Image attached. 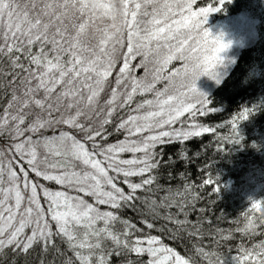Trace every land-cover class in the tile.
Returning a JSON list of instances; mask_svg holds the SVG:
<instances>
[{
  "label": "snow or ice",
  "instance_id": "obj_1",
  "mask_svg": "<svg viewBox=\"0 0 264 264\" xmlns=\"http://www.w3.org/2000/svg\"><path fill=\"white\" fill-rule=\"evenodd\" d=\"M195 4L196 0H27L21 9L17 0H0V56L10 60L13 82L19 77L15 69L27 74L20 79L23 86L20 95L13 90L11 100L0 115V134L14 133L11 138L20 142L9 151L21 159L27 157L26 162L37 177L95 199L93 204L79 195L43 188L45 211L37 191L43 186L30 181L22 166L21 179L13 168L15 156L7 159L4 151H0V254L10 246L23 253L36 243L44 248L55 247L53 237H58L67 243L78 264H110V257L125 250L147 253L151 257L148 264H190L172 248L156 246L160 245L156 236L130 240L135 225L121 220L114 211H102L99 206L120 209L139 199L135 196L137 190L151 191L146 186L153 184L154 175L139 183L128 178L143 177L158 170L161 160L157 156L161 159L163 156L162 152L155 151L158 146L215 132L195 123L198 114L217 111L208 106V96L197 88L196 81L206 74L220 82L217 71L223 59L220 53L231 42L225 43L222 34L214 36L205 27L208 14L221 7L194 8ZM218 4L223 6L225 0H218ZM21 56L27 60V67ZM117 57L122 60V66L110 99L105 102L107 118L101 122L100 130L94 131L91 125L85 127L78 121L89 111H95L100 93L116 67ZM135 61H138L136 69L145 70L144 76L133 74ZM174 61L181 66L170 68ZM149 63L154 65L150 80ZM190 74L192 83H184ZM121 85L123 91H118ZM149 94L150 99H144L132 109L136 114L128 115L117 126V132H126L123 140L107 145L96 142L97 137L107 139L103 135L104 125L110 123L121 96L124 99L119 107L124 108L136 95ZM61 106L67 115L61 113L60 118L53 119V112H60ZM34 109L45 113L47 118L36 116L28 122ZM253 110L245 108L233 119L232 143L243 139L236 120L247 119ZM185 114L191 123L181 119ZM60 124L83 132L85 140L92 142L90 148L67 131L61 130L56 135L55 128ZM177 124L180 127H174ZM47 129H53L54 134L38 135ZM145 132L149 134L143 135ZM135 136L142 138L132 139ZM40 149L44 150L42 156ZM125 153H131L132 158H121ZM50 156L71 158L82 169L48 164ZM49 169L59 171L53 174ZM120 176L131 192L126 194L118 186ZM204 184L213 185V193L220 190L210 178ZM143 202L155 212L156 200ZM251 204V212L264 214V201L253 199ZM159 206L177 207L182 215L186 204L183 200L177 203L172 194H166ZM166 219L173 217L169 215ZM117 222L123 231L115 229ZM146 226L153 228L152 223ZM254 227V219L250 218L245 230ZM257 247L261 251L248 252L239 257V262L264 264V247ZM75 262L69 259L68 264Z\"/></svg>",
  "mask_w": 264,
  "mask_h": 264
},
{
  "label": "trees",
  "instance_id": "obj_2",
  "mask_svg": "<svg viewBox=\"0 0 264 264\" xmlns=\"http://www.w3.org/2000/svg\"><path fill=\"white\" fill-rule=\"evenodd\" d=\"M20 2L25 6L27 0H17V3ZM209 6L221 8L208 14L206 24H218L220 28H225L226 22L242 15L254 26L253 40L235 54L220 82L212 85L206 93L208 106L217 111H208L203 116L198 114L195 119V123L201 127L213 128L215 132L158 146L155 151L163 153L162 159L157 156L161 160L158 170L143 177L128 178L133 183H139L149 175H154L156 179L153 184L146 186L151 191L137 190L135 196L139 199H134L120 209H112L107 205L99 207L102 211H114L121 220L135 225L130 240L156 236L160 241V245L156 246L172 248L188 259L190 264H250L248 261L239 262V257L248 252L261 251L257 245L264 247V214L250 211L253 199L264 201V0H225L223 6L218 4V0H196L194 8ZM212 34L215 35L214 30ZM21 60L27 67V60L23 56ZM137 62H133V74L144 76V69L135 68ZM175 63L180 64L174 61L169 67ZM121 66L122 60L117 57L116 67L107 80L110 83H106L99 96L96 109L99 112L93 118V123L89 122L85 127L91 125L94 131L100 130L101 122L107 118L105 102L110 99ZM153 67L151 63L147 65L148 79L152 76ZM15 72L19 77L13 82L11 62L6 56H0V115L11 100L13 90L18 95L23 88L20 79L27 74L21 69H15ZM123 99L121 96L120 101L116 102V111L110 123L104 125L103 135L107 139L97 137L96 142L107 145L123 140L126 132H117V126L133 114L132 109L137 103L149 98L148 95H136L130 105L120 108ZM245 108L255 110L247 119L236 120L243 139L240 143H232V121ZM25 126L27 124L22 127ZM11 136L8 132L0 134L4 140L9 138L14 141ZM74 136L90 148L92 142L85 140L83 132L74 129ZM121 158H132V154H122ZM209 178L220 186L219 192L213 193V185L204 184ZM123 179L120 176L117 183L127 194L131 190L122 182ZM176 193L183 195L175 196ZM166 194H172L177 203L185 201L182 215L177 207L159 206ZM84 199L95 204L94 197L85 195ZM153 199L157 202L155 212L143 202L147 200L150 203ZM169 215L173 217L172 220L166 219ZM250 218L254 219L255 227L245 230ZM178 220L188 223L181 225L176 222ZM146 223H152L153 228H147ZM115 229L123 231L120 222L116 223ZM194 232L197 234H190ZM53 241L55 247L44 248L42 244L36 243L26 253L14 246L6 247L0 254V264H68L69 259L75 262L67 243L58 237H53ZM150 259L147 253L136 254L125 250L120 255L110 257V264H148Z\"/></svg>",
  "mask_w": 264,
  "mask_h": 264
},
{
  "label": "rangeland",
  "instance_id": "obj_3",
  "mask_svg": "<svg viewBox=\"0 0 264 264\" xmlns=\"http://www.w3.org/2000/svg\"><path fill=\"white\" fill-rule=\"evenodd\" d=\"M18 4L20 5L21 9L24 8V4H22L21 2ZM205 27L210 29L211 32H212V30H214L215 35L223 33L225 41H228V40L233 41V43L231 44V46L227 50L222 51L220 53L221 57H224L225 59H224V62L222 64L217 65V71L219 73H221V75H223L225 73V71L228 69V66L231 63V61H233L235 54L243 46L248 45L253 40V36H254L253 23L249 19L247 20L245 18V16L239 15L237 17H233L231 20L226 22L225 28H223V26H221V28H220L218 26V24H205ZM93 43H95V42L93 41ZM176 67H180V64L175 63V65L171 68H176ZM188 77H187L188 79L184 80L183 82L187 83V84H191L192 80H193V76L190 74ZM106 83L109 85L110 81H108ZM215 83H217L216 80L210 78L206 74L201 75L196 81L197 88L204 93H207L210 90L211 86L214 85ZM105 86H106V84H105ZM105 86H104V89H105ZM157 87L158 88L162 87V85H157ZM118 91H123L122 86H121V89ZM18 95H20V94H18ZM41 95H42V93H41ZM190 95H191V93H190ZM148 98L149 99L151 98L150 94L148 95ZM98 102H99V98H98ZM99 105H100V103L98 104V106ZM17 107H18V105L14 106L12 111L15 112ZM96 109H97V106L95 108V111H89L86 116L80 117L78 122L83 124L84 126H87V124L89 122L93 123V118L96 117L97 113L99 112ZM61 113H64L65 115H67L64 106L60 107V112H53L52 118L53 119L60 118ZM135 114L136 113L133 112L132 115H135ZM36 116H40L41 118H47L45 113H41L40 110L34 109L33 110V116L30 117L29 120L32 121L33 119L36 118ZM181 119L183 121H187L188 123L192 122L190 120V118L187 116V114H185V116L182 117ZM74 129L78 131V129H76V128L69 127L68 125L60 124L59 126H56L55 134L58 135L59 131L63 130V131L69 132L71 135L74 136ZM53 134H54L53 129H47L46 131L41 130V133H39L38 135H49V136H51ZM148 134L149 133L145 132L143 135H148ZM11 135H14V133H11ZM27 135H30V133H28ZM35 138L36 137H34V139ZM141 138H142L141 136L132 137V139H141ZM20 139H23V137H21ZM18 142H20V140L10 141L9 138L4 140L3 137H0V151H4L5 157L7 159H11L13 156H15V161L13 162V168L17 171L18 175H20L21 179H23V173L20 171V168L22 166L24 171L28 172V178L30 181L37 183L38 185L43 186V187H38L37 191H38V195L40 197V201H41L42 206H45V211H47V207H46V203H45V198L43 196V188H47L50 191H66L70 195H79V196L84 198V196L86 195L85 193H81V192H77V191L68 189L65 186L58 185L54 181H46L43 179L42 176L37 177L35 175V173L31 171V168L27 164V162H26L27 157H25L24 159H21L20 156L18 154H16L14 151H11V152L9 151V149L12 148V146L15 143H18ZM81 142H83V141H81ZM39 151L41 152V156H42L44 150L40 149ZM98 158H100V157H98ZM47 163L48 164L62 165L66 169H71L73 166H75L76 170L82 169V165H80L78 162L72 161L71 158H66L64 156H61V157H51L50 156ZM42 168H43V165H42ZM49 171L53 172V174H57L59 169H57V170L49 169ZM109 174L113 175V173H111V172ZM26 234H30V230H26Z\"/></svg>",
  "mask_w": 264,
  "mask_h": 264
},
{
  "label": "clouds",
  "instance_id": "obj_4",
  "mask_svg": "<svg viewBox=\"0 0 264 264\" xmlns=\"http://www.w3.org/2000/svg\"><path fill=\"white\" fill-rule=\"evenodd\" d=\"M209 31L211 32V30L209 29ZM212 33V32H211ZM222 34V39H223V41L225 42V43H228V42H231L230 43V46H231V44L233 43V41H231V40H228V41H225V39H224V34L223 33H220V34H217V35H214V36H219V35H221ZM213 35V34H212ZM229 46V47H230ZM229 47H227L226 49H223L222 51H225V50H227ZM223 59H222V63L224 62V57H222ZM221 63V64H222ZM211 78V77H210ZM222 78V75H221V73H219V79H221Z\"/></svg>",
  "mask_w": 264,
  "mask_h": 264
}]
</instances>
